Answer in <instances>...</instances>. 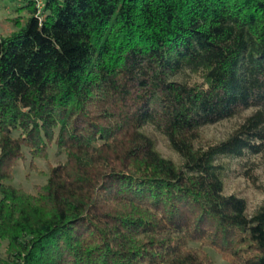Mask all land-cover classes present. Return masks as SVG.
Instances as JSON below:
<instances>
[{
    "label": "trees",
    "instance_id": "16d2710c",
    "mask_svg": "<svg viewBox=\"0 0 264 264\" xmlns=\"http://www.w3.org/2000/svg\"><path fill=\"white\" fill-rule=\"evenodd\" d=\"M25 7L0 35V264H264V0ZM52 143L44 183H9Z\"/></svg>",
    "mask_w": 264,
    "mask_h": 264
},
{
    "label": "rangeland",
    "instance_id": "374dc122",
    "mask_svg": "<svg viewBox=\"0 0 264 264\" xmlns=\"http://www.w3.org/2000/svg\"><path fill=\"white\" fill-rule=\"evenodd\" d=\"M29 0H0V35L10 34L16 29L14 25L16 19L20 20L22 17L27 15L26 4ZM36 1L38 8L40 7L43 0ZM239 119H231L218 124H214L205 128V133L208 137L216 140L224 139L231 128L238 122ZM157 139V149L164 156L171 158L174 161H178L177 156L167 148L164 141L160 138ZM56 144L52 143L48 148V155L46 158L32 159L28 150L23 148L24 159H19L15 166V176L9 183L22 187L26 191H33V186L38 183H44L47 175L48 164H55L58 160H63L64 156H56ZM34 163V167L30 168V165ZM229 191L240 192L248 198L250 205H254L262 195L256 191H253L250 187H246L244 180L240 178H232L227 183ZM216 264H229L228 261L222 259L221 256L210 251Z\"/></svg>",
    "mask_w": 264,
    "mask_h": 264
}]
</instances>
